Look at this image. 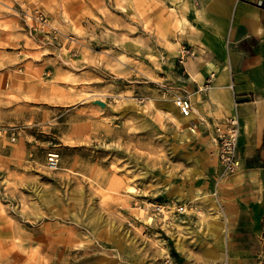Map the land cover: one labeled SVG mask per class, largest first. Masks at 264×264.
I'll return each instance as SVG.
<instances>
[{
    "label": "rangeland",
    "instance_id": "1",
    "mask_svg": "<svg viewBox=\"0 0 264 264\" xmlns=\"http://www.w3.org/2000/svg\"><path fill=\"white\" fill-rule=\"evenodd\" d=\"M3 3L0 264H233L224 203L202 194L216 147L164 113L175 0Z\"/></svg>",
    "mask_w": 264,
    "mask_h": 264
},
{
    "label": "crops",
    "instance_id": "2",
    "mask_svg": "<svg viewBox=\"0 0 264 264\" xmlns=\"http://www.w3.org/2000/svg\"><path fill=\"white\" fill-rule=\"evenodd\" d=\"M6 1L13 3L8 7L12 12L18 10L17 5L27 4V0H0V6H5ZM168 2L174 4L173 0ZM175 2L180 30L184 32L179 33L184 34L181 40L194 53L179 64L177 56L185 44L172 42V50L177 55L170 63L172 68L167 78L172 81L167 84L172 87L170 91L187 97L191 103L189 120L179 121L193 129L192 133H200L203 141H211L214 150L217 124L236 116L240 127L239 170L224 177L221 187H216L223 176L218 159L213 158L214 171L205 182L206 193H202L210 199L205 210L213 211L218 201L224 203L233 264H257L258 254L264 249V7L258 0ZM181 17L186 18L191 27L184 28ZM207 82L209 85L205 87ZM166 109L164 113L170 115V119L177 120L182 115L176 107ZM215 192L219 198L216 202L210 198ZM213 218L217 220L216 216ZM219 224L212 222L210 227L221 229ZM211 251L208 264H211ZM212 254L220 256L214 251Z\"/></svg>",
    "mask_w": 264,
    "mask_h": 264
},
{
    "label": "built area",
    "instance_id": "3",
    "mask_svg": "<svg viewBox=\"0 0 264 264\" xmlns=\"http://www.w3.org/2000/svg\"><path fill=\"white\" fill-rule=\"evenodd\" d=\"M258 3L264 5V0H258ZM39 17L43 19L42 16ZM191 55H193V51L187 46H182L178 57L179 62L183 63ZM174 104L182 115L188 116L190 114L191 103L188 98L176 97ZM239 132L240 127L236 116H229L216 126V156L221 166V176L235 172L240 166V160L237 157ZM59 165V153L55 150L48 151L46 154V167L54 171L59 168ZM176 210L179 214L186 212L183 205L178 206Z\"/></svg>",
    "mask_w": 264,
    "mask_h": 264
},
{
    "label": "bare ground",
    "instance_id": "4",
    "mask_svg": "<svg viewBox=\"0 0 264 264\" xmlns=\"http://www.w3.org/2000/svg\"><path fill=\"white\" fill-rule=\"evenodd\" d=\"M194 1H195V0H194ZM181 18H183V17H181ZM182 23L184 24V28L191 27L189 21H188L186 18H183ZM214 75H215V74H214ZM230 79H231V78H230ZM189 117H190V116L180 115L179 120H181V121H183L184 123H186V122L189 120ZM191 131H194V130L191 129ZM128 191H129V192H130V191H134V187H133V186H128ZM186 211H187V210H186ZM220 215H221L222 217H224L223 214H220ZM149 220H150V219H149ZM216 228H217V230H215ZM211 229H212L211 232H214V231H218V229H220V227H219V226L214 227V226L212 225V226H211ZM166 232H167V234H168L173 240H175L176 246H177L178 248H181L182 243H181L180 239H178L177 234L175 233V231L172 230L170 227H167ZM209 255L212 256V257L210 256L211 264H216V260L222 259V257H220V256H219V257H218V256H213L212 251L210 252Z\"/></svg>",
    "mask_w": 264,
    "mask_h": 264
}]
</instances>
